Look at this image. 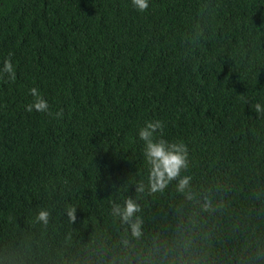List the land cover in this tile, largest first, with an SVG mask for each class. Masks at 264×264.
Returning <instances> with one entry per match:
<instances>
[{
	"label": "trees",
	"instance_id": "16d2710c",
	"mask_svg": "<svg viewBox=\"0 0 264 264\" xmlns=\"http://www.w3.org/2000/svg\"><path fill=\"white\" fill-rule=\"evenodd\" d=\"M9 55L0 264H264V0H0ZM32 87L50 114L26 110ZM154 119L188 147L190 199L147 188ZM128 199L138 238L113 212Z\"/></svg>",
	"mask_w": 264,
	"mask_h": 264
},
{
	"label": "clouds",
	"instance_id": "9594fccd",
	"mask_svg": "<svg viewBox=\"0 0 264 264\" xmlns=\"http://www.w3.org/2000/svg\"><path fill=\"white\" fill-rule=\"evenodd\" d=\"M150 0H132L133 7L138 12H145L149 8ZM0 77H5L8 81L14 82L17 78L16 68L12 62L11 55L3 61L0 67ZM32 96L31 103L26 105V110L31 112L34 109L39 112L49 113V103L36 87L29 89ZM255 109L258 114H264V104L256 103ZM50 114V113H49ZM57 117L62 112L55 114ZM165 127L164 121L159 119L147 120L138 130V138L144 142V156L148 163V185L151 192L162 191L173 180H177L176 188L178 192L185 193L188 198L192 197L190 191V176H181V171L188 168L189 151L187 145L181 141L169 142L162 136H158V130L162 133ZM145 185L141 183L137 191L143 192ZM207 207V205H206ZM140 211L139 205L133 200L128 199L123 207L114 205L113 212L118 215L122 222L129 225L131 235L139 237L141 235V218L137 215ZM68 214L74 218V209H69ZM49 212L46 209H40L37 214V220L47 223Z\"/></svg>",
	"mask_w": 264,
	"mask_h": 264
}]
</instances>
